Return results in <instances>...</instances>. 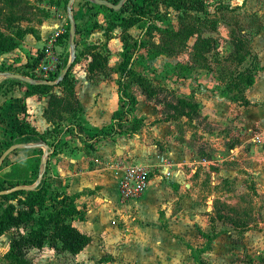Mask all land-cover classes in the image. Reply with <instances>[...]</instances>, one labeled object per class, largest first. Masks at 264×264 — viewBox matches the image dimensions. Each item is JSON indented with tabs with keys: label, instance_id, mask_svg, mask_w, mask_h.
Instances as JSON below:
<instances>
[{
	"label": "rangeland",
	"instance_id": "374dc122",
	"mask_svg": "<svg viewBox=\"0 0 264 264\" xmlns=\"http://www.w3.org/2000/svg\"><path fill=\"white\" fill-rule=\"evenodd\" d=\"M68 1L6 0L0 4V33L13 37L18 28H30L45 37L57 21H62L59 31L65 32L70 26ZM106 1L116 5L120 0ZM151 7L155 14L143 27L130 30L140 44L135 69L160 89L158 101L196 103L198 118L172 121L175 141L186 146L177 157L166 158L164 142H155L164 159L174 166L179 160L185 164L181 170L191 177L179 185L162 179L165 206L159 204L144 217L135 211L130 218L114 217L108 231L91 234V247L80 260L46 245L28 253L30 264H194L187 247L203 264H264V0H204L201 12H178L158 3ZM71 12L75 39L91 37L86 22L97 23L104 33L120 16L92 0H74ZM80 19L85 23L77 26L75 20ZM115 31L120 29L109 36ZM31 37L26 35L18 47L27 60L24 68L41 53V43L33 47L27 41H33ZM197 38L211 40L209 52L193 49ZM234 40L244 41V51L246 41L251 51L241 64L231 60ZM86 45L78 38L80 55L86 53ZM15 55L14 64L23 65L21 55ZM61 57L66 65L71 59L69 52ZM6 60L0 61V84L6 71L23 69ZM253 66L258 67L255 73ZM243 73L252 75L253 84L246 88L244 77L237 80L239 86L231 87L234 77ZM128 91L140 95L134 85ZM0 92L7 95L9 90ZM22 114L7 115L21 121ZM135 120L134 132L164 121ZM20 156H11L6 165ZM113 196L117 198L116 190ZM14 234L0 238V264H8L5 255Z\"/></svg>",
	"mask_w": 264,
	"mask_h": 264
},
{
	"label": "crops",
	"instance_id": "0c3cea01",
	"mask_svg": "<svg viewBox=\"0 0 264 264\" xmlns=\"http://www.w3.org/2000/svg\"><path fill=\"white\" fill-rule=\"evenodd\" d=\"M80 22L81 24L85 23L81 19L80 21L75 20L77 26ZM86 23L87 31L91 34V37H76L75 58L77 61L73 64L71 70L69 69L74 81V97L79 104L81 112L75 117L69 113H61V121H56L55 123L49 122L44 116V112L48 109V95L25 96V93L30 90L29 84L23 82V84H11L7 81L9 79H3L0 84V90L8 88L9 92L7 95L0 92V141L7 137V133L5 134L4 130L8 127L5 122H1L2 118L5 117V121L8 122L14 121V119L10 120L8 118L10 115L7 114L9 112H21L22 106L25 107L22 118L39 135L54 127L60 130V135L56 139L49 140V143L57 141L58 146L53 154L51 152L48 154L44 168H41L40 172L44 173L48 190L63 193L68 197L69 203L79 211L81 216L79 218L75 217L70 222L80 233L90 238L89 245L91 247V234L108 231L110 221L114 217L117 221L122 218H130L134 214V211L136 212L135 215H143L144 217L146 211H150L152 208L157 209L159 204H163L162 198L165 186L161 182L162 179L171 180V182L179 185L180 182H183L184 178L188 179L191 176H186L181 170L185 164L177 163L179 160H176V165L174 166L166 159L173 156L177 157L186 146L179 141H175V127L172 121L164 120L163 110L161 111L160 107L161 104H155L146 100L141 93L139 96L134 94L136 105L132 112V121L140 118L145 119L144 122H151V120L154 121L156 119H163L164 121L153 125L148 124V126L146 125V127L134 133L130 132V123L120 124L117 122L122 110L119 93V81L121 79L114 69L121 62V31L119 33L115 31L113 37L107 39L103 35V31L99 28H93L92 22ZM54 24L52 26L53 32L59 30L62 21H57ZM31 36L33 41L30 39H27V41L33 47H38L41 43L42 50L46 44L48 35L45 37H38V35ZM40 36H43V32ZM78 38L87 42L85 48L96 46L102 49V47L106 46L107 52H101L103 56L107 55L108 57L107 65L103 71L105 74L95 71L92 74V79H89L87 67L91 61V57L89 53L85 52L80 55ZM18 47L20 48V46ZM19 48L0 56V61L7 58L6 62L14 64V60L11 57L15 58V53L17 52L21 55L23 58L21 63H25L23 65H20V63L14 64V67L17 65H20L18 66L19 68L23 67V69H18V71H12V73L16 74L30 70L24 68L26 67L27 60L25 55L20 53ZM70 49L68 37L67 42L59 44L58 52L60 55L66 52H69L71 55ZM135 64H137V60L133 63L132 69L141 74L139 70L135 69ZM51 93L58 97L65 96L59 87H54ZM17 118H19V115ZM113 122L116 133L113 132L108 138H99L93 141L97 131L109 130ZM125 129H128L129 132H123ZM157 141H163L165 144V159L161 156L155 145ZM38 148H41L43 151L42 160L47 148L40 147L38 143L30 142L25 147L12 152L7 157V162L11 156L16 158L19 154H21L20 158L10 162L11 164L29 159L35 156V151ZM121 159L153 168L145 191L137 200L132 202L122 203L119 198L118 186L121 172L112 168V165L116 160ZM162 161H167L171 165L168 169V176H165L164 168L160 166ZM6 170L8 168L2 170V172ZM192 172L194 171L192 170ZM187 186L189 185L184 183V187ZM114 190L117 191L116 199L113 196ZM34 222L36 221H33L28 227L33 226ZM165 230H167L166 227ZM189 248L187 247L190 251ZM85 249L74 256L77 258L76 260H80V258L85 256Z\"/></svg>",
	"mask_w": 264,
	"mask_h": 264
},
{
	"label": "trees",
	"instance_id": "16d2710c",
	"mask_svg": "<svg viewBox=\"0 0 264 264\" xmlns=\"http://www.w3.org/2000/svg\"><path fill=\"white\" fill-rule=\"evenodd\" d=\"M4 1L6 0H0V4ZM153 3H158L167 9L178 12H201L204 6V0H127L119 11L113 12L120 15L119 19L109 31L104 32V36L109 39V34L116 28H119L121 31V62L114 69L115 72L120 75L121 79L119 81V93L122 110L117 122L120 124L130 123L131 133H134L136 123V120L134 119L132 121L131 118L136 105V99L128 90L133 85L139 89L141 95H143L146 100L163 106V117L165 121H177L181 118L193 120L199 116L196 103H190L184 100H177L175 103L158 101L157 96L160 89L153 85L148 78L132 69L133 63L137 60L136 56L140 44L137 40L132 39L129 31L135 27H143L147 20L155 14L151 7ZM125 11H127V13L123 15ZM93 28H98L97 23H93ZM68 32L69 27H67L64 34L60 37L59 44H64L68 41ZM28 34L34 36L36 33L30 28H18L13 37H6L0 33V56L17 49L20 42ZM210 41V39L197 38L193 44V49L195 51L201 50V53L204 51L209 52L211 49L209 45L211 43ZM246 46L245 41L244 51V41L234 40L231 60L241 64L247 57H250L251 51ZM102 48L104 49L106 46ZM85 50L91 57V61L87 67V76L89 79H92V74L95 71H100V73L105 74L103 71L108 62L107 55L103 56L101 53L102 49L96 46L87 47ZM253 60L256 61L254 57ZM37 61L38 59H35V61L31 63V66L28 65L27 68L30 69L29 71L18 75H22L29 79L32 78L31 71ZM76 61L77 59L75 58L70 70ZM65 66L66 64L63 62V70ZM257 69L258 67L256 68L253 66L254 73ZM70 70L55 86L28 85L30 90L25 93V96H49L48 109L44 112V116L49 122L55 123L56 121H61V113H69L75 117L81 112L79 104L74 97V81L71 77ZM7 73H12V71H6L5 74ZM244 77L246 88L250 87L253 84V77L249 73L235 76L231 82V87L234 88L239 86L240 83H238L237 80ZM7 81L11 84H23L13 79ZM54 87H59L65 96L58 97L51 93ZM24 111L25 107L22 106L21 112L23 113ZM1 122H5L8 127L6 129L4 128L7 137L0 141V147H3L0 151V156L6 148L16 143L23 145H27L30 142L38 143L40 147L43 146L47 148V154L50 152L53 154L58 146L57 141L49 143V140L56 139L60 135V130L57 127L39 135L24 119L21 121L8 122L2 118ZM113 132L116 133L114 122L109 130L97 131L93 141L99 138H108ZM123 132L126 133L129 131L125 129ZM34 155L35 156L29 159L16 162L9 166L6 165V158L0 167V192L15 187H25L11 194L0 196V238L10 231L15 232L9 240L8 251L5 255V260L8 264H30L27 257L28 253L31 250H42L46 245L55 252L67 253L75 256L81 253L90 243V238L80 233L70 222L75 217L79 218L81 216L79 211L69 203L68 197L63 193L51 192L48 190L47 183L44 179V173L42 174L41 181L33 186L41 173L42 149L38 148ZM5 166H8V170L1 173ZM33 221L36 222L29 228L28 225ZM207 240L211 242L213 239ZM189 249L192 252L194 263L203 264L201 258L193 254L194 249ZM208 249L209 245L200 249V251L202 253Z\"/></svg>",
	"mask_w": 264,
	"mask_h": 264
},
{
	"label": "built area",
	"instance_id": "2783aa9c",
	"mask_svg": "<svg viewBox=\"0 0 264 264\" xmlns=\"http://www.w3.org/2000/svg\"><path fill=\"white\" fill-rule=\"evenodd\" d=\"M64 32L56 30L47 37L46 44L41 50L40 56L31 73L37 82H54L63 71L62 57L58 52L59 39ZM165 176L169 175L170 163L162 161ZM112 168L121 172L119 179V198L122 203L137 200L145 191L153 168L136 164L126 159L116 160Z\"/></svg>",
	"mask_w": 264,
	"mask_h": 264
},
{
	"label": "water",
	"instance_id": "95a60500",
	"mask_svg": "<svg viewBox=\"0 0 264 264\" xmlns=\"http://www.w3.org/2000/svg\"><path fill=\"white\" fill-rule=\"evenodd\" d=\"M73 1L74 0H69L68 4H67V13H68L69 23H70V26H69V44H70V48H71L70 49L71 50V59H70L69 63L66 65L65 69L62 71V73L59 75L57 80L54 81V82H37V81H35L33 79H29V78L23 77L22 75L13 74V73L4 74V79H13V80H17V81H20V82H23V83H26V84H29V85H50V86H55L65 77V75L69 71V69H70V67H71V65H72V63L74 61V58H75V35L76 34H75V26H74V23H73L72 12H71V5H72ZM92 1H93L94 4H96L99 7H106L108 9H110V10H113V11H119L127 0H120L118 2V4H116V5L110 3L109 1H106V0H92ZM23 147H25V145L16 144V145H12L8 149H6L2 153V155L0 156V167L2 166L4 160L12 152L16 151L17 149L23 148ZM47 156H48V154L45 153L43 159L41 160L42 169L44 168L45 160H46ZM41 179H42V173H40V175H39V177L37 179V182L33 186L37 185L41 181ZM24 188L25 187H15L13 189H10V190H7V191H3V192H0V196L8 195V194H11V193H13L15 191H18L20 189H24Z\"/></svg>",
	"mask_w": 264,
	"mask_h": 264
}]
</instances>
